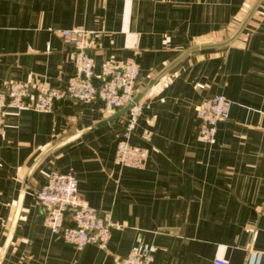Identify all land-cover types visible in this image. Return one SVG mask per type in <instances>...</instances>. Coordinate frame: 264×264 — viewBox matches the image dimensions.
Instances as JSON below:
<instances>
[{
  "label": "crops",
  "instance_id": "0c3cea01",
  "mask_svg": "<svg viewBox=\"0 0 264 264\" xmlns=\"http://www.w3.org/2000/svg\"><path fill=\"white\" fill-rule=\"evenodd\" d=\"M255 0H0V87L62 84L73 72L56 29L90 32L94 73L109 55L134 56L136 91L193 44L228 37ZM220 92L230 102L213 143L196 134L195 106ZM129 138L148 150L142 167L114 160L125 113L99 100L63 98L50 110L4 109L0 130V249L22 178L27 180L0 264H117L136 243H154L153 264H264V0L229 43L196 48L139 99ZM90 126V127H88ZM52 169L74 172L79 194L120 223L104 248L78 247L50 230L34 191ZM253 254V256H250Z\"/></svg>",
  "mask_w": 264,
  "mask_h": 264
},
{
  "label": "built area",
  "instance_id": "2783aa9c",
  "mask_svg": "<svg viewBox=\"0 0 264 264\" xmlns=\"http://www.w3.org/2000/svg\"><path fill=\"white\" fill-rule=\"evenodd\" d=\"M70 45L74 64L73 72L59 85L34 88L30 80H11L0 87V130L3 125L4 109L7 107H30L36 110H50L63 98L74 100H99L106 110L120 108L132 100L136 92L139 64L134 56H107L94 73V59L90 51V32L82 26L56 29ZM231 102L222 93L216 92L203 98L195 106L196 134L209 143L216 140L217 123L226 117ZM142 109L138 100L132 102L125 113V124L118 134L114 160L120 165L142 167L148 150L130 143L136 120ZM44 222L54 233L78 247L94 243L104 248L110 229L120 223L109 214H99L83 198L77 188V179L70 169H52L40 188L34 191ZM156 245L154 243L133 244L128 252L118 259L117 264H153ZM250 256H253L250 252ZM215 264H231L220 257L213 258Z\"/></svg>",
  "mask_w": 264,
  "mask_h": 264
},
{
  "label": "water",
  "instance_id": "95a60500",
  "mask_svg": "<svg viewBox=\"0 0 264 264\" xmlns=\"http://www.w3.org/2000/svg\"><path fill=\"white\" fill-rule=\"evenodd\" d=\"M259 0H255L254 4L250 7V9L247 11V13L245 14L244 18L240 21V23L238 24V26L233 30V32L226 38L222 39V40H217V41H212V42H205V43H201V44H193L188 46L187 48L183 49L181 51V53L175 57L172 61H170L168 64H166L163 68H161L158 72H156L153 76H151L147 82L139 89L137 90L133 97L132 100L127 102L125 105H123L122 107L113 110L110 114H108L107 116H104L103 118H101L100 120H98L97 122H95L92 125H98L107 121H110L113 118H116L122 114H124L128 108L130 107V105L132 104V102L138 101L142 95L147 91V89L155 82V80L161 76L165 71H167L171 66H173L176 62H178L182 57H184L188 52L196 49V48H203V47H211V46H218V45H223V44H227L229 42H231L237 35L238 33L241 31V29L243 28V26L245 25V23L247 22V20L250 18L251 14L253 13L256 5L258 4ZM90 127V126H88ZM85 129L84 128L82 130L77 131L76 133L64 138L63 140L53 144L52 146H50L49 148H47L45 151H43L40 156L33 162V164L29 167V169L27 170V172L25 173V175L22 178V184H21V190H20V194H19V198H18V202H17V206H16V210L8 231V234L5 238L4 244L0 249V262L2 260V257L4 255V252L8 246V243L11 239L12 233H13V229L19 214V210H20V205H21V201L23 198V193L25 188L27 187V180L29 175L31 174L32 170L34 169V167L37 165V163L48 153H50L53 149H55L57 146L63 144L64 142L74 138L75 136H77L78 134H80L81 132H83Z\"/></svg>",
  "mask_w": 264,
  "mask_h": 264
}]
</instances>
